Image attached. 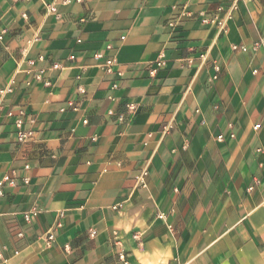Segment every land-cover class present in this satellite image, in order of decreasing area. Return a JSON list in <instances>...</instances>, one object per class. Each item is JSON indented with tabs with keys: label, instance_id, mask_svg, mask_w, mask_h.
I'll return each mask as SVG.
<instances>
[{
	"label": "crops",
	"instance_id": "1",
	"mask_svg": "<svg viewBox=\"0 0 264 264\" xmlns=\"http://www.w3.org/2000/svg\"><path fill=\"white\" fill-rule=\"evenodd\" d=\"M0 28V264H264V0H0Z\"/></svg>",
	"mask_w": 264,
	"mask_h": 264
},
{
	"label": "built area",
	"instance_id": "2",
	"mask_svg": "<svg viewBox=\"0 0 264 264\" xmlns=\"http://www.w3.org/2000/svg\"><path fill=\"white\" fill-rule=\"evenodd\" d=\"M22 1H28V0H22ZM78 2H82L83 0H76ZM50 9L52 12H56V7L51 4L49 5ZM25 17H27V13L23 14ZM205 21H208V19H205ZM175 22H172L171 25H175ZM220 24H222L220 22ZM8 32V29L6 28H0V41L4 40L6 34ZM122 38H125L124 36H122ZM260 46H264V39H261L259 41H256L254 43V48H259ZM235 48H238V46H235ZM240 48H242L243 50H246L247 47L244 45H241ZM107 49L112 51V46L111 45H107ZM95 58H101L104 57L103 53L101 52H96L95 53ZM202 59L206 58V54L203 53L200 56ZM75 55H71V59H74ZM46 59L45 55H39L38 56V61H44ZM190 63L192 62V60L189 61ZM29 63L31 65V68L28 69L27 73H29L32 77L30 79H28L26 81V84L29 86L31 85L34 81H43L46 85H51L52 84V80L50 78H48L46 76L47 74V69L44 67H35V60H29ZM157 66H163L166 64L165 60L161 57L158 61H156ZM117 65V58H116V54L115 53H111L108 54L107 56H105V63L103 65L104 69L107 72H113L115 66ZM52 69H59L61 68V64L59 62H53L51 65ZM215 69L216 72L218 73L220 71V66L219 65H215ZM214 78H217V74H215ZM15 84H16V80L15 79H11L9 84L4 87L3 89H1V93H11L15 91ZM113 87H117V84L114 83ZM80 90H84L81 86L79 87ZM21 115L16 119L15 123L16 125L20 128L19 133H18V139L20 141H25L29 135L30 132H26L25 130L22 129L23 124H24V119H23V115L25 114V111L23 109L20 110ZM9 115H13L12 112H9ZM137 179L142 181V174L137 176ZM5 184H9V185H14L15 184V179L11 176V175H5L4 177H2L0 179V196L4 194L3 192V187ZM144 184V183H143ZM160 217L163 218L164 215L160 214ZM26 218L29 219V214L26 215ZM53 239V235L50 234L49 235V241H51ZM120 257L125 261L126 264H128V260L126 259V255L125 254H121ZM5 259V255H4V248H0V263Z\"/></svg>",
	"mask_w": 264,
	"mask_h": 264
}]
</instances>
